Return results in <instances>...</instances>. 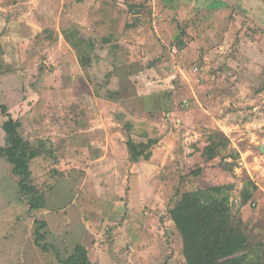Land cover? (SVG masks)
<instances>
[{
    "label": "rangeland",
    "instance_id": "374dc122",
    "mask_svg": "<svg viewBox=\"0 0 264 264\" xmlns=\"http://www.w3.org/2000/svg\"><path fill=\"white\" fill-rule=\"evenodd\" d=\"M117 1L107 30L79 0H0V103L39 152L27 181L44 198L29 210L0 159V264L76 246L93 264H185L168 211L219 185L264 248V0ZM71 39L93 44L85 66ZM129 139H153L150 158L129 161Z\"/></svg>",
    "mask_w": 264,
    "mask_h": 264
},
{
    "label": "trees",
    "instance_id": "16d2710c",
    "mask_svg": "<svg viewBox=\"0 0 264 264\" xmlns=\"http://www.w3.org/2000/svg\"><path fill=\"white\" fill-rule=\"evenodd\" d=\"M130 6L133 12H136V8L138 10L142 7V5ZM135 22H138V19H133L128 25L135 26ZM70 41L76 51L78 50L79 61L85 66L93 44L81 39ZM182 45L178 41L179 49ZM175 54H178V49ZM0 111L7 117L2 125L5 131V145L0 147V158L11 164L12 173L19 175L18 187L21 194L27 197L28 209H42L43 196H38L34 186L27 181L31 175L29 162L37 157L39 152L29 147L28 142L19 135L16 128L17 121L12 118L5 104H0ZM153 143V139L145 142L129 139L126 143L129 161L135 163L140 159L148 160ZM228 188L230 187L227 185H219L185 191L169 209V216L182 239L185 264H264V248L251 244L241 222L232 213ZM253 189L255 190L254 185ZM243 192L242 204H246L252 197V192L247 187H244ZM40 224L35 231L34 242L46 250V245L40 244L44 238L40 229L45 226V222L42 221ZM59 262L93 264L82 246H76L72 255L66 260L59 259Z\"/></svg>",
    "mask_w": 264,
    "mask_h": 264
},
{
    "label": "crops",
    "instance_id": "0c3cea01",
    "mask_svg": "<svg viewBox=\"0 0 264 264\" xmlns=\"http://www.w3.org/2000/svg\"><path fill=\"white\" fill-rule=\"evenodd\" d=\"M93 1H96V0H93ZM116 2L118 1L117 0H98V4L93 5L92 1L81 0L80 3L84 7L85 6L89 7L90 14L92 15V17H94L95 22L97 21L98 26H101L102 28H105L108 30L111 28L112 25L114 24L116 25V23L119 22L120 18L126 16V12L124 11V9L116 7L117 6ZM4 88L8 89V86L6 85ZM0 104H4V103H0ZM4 121L5 120H0V147L5 145V131L3 130V127H2ZM105 157H106L105 155H102V158H105Z\"/></svg>",
    "mask_w": 264,
    "mask_h": 264
},
{
    "label": "built area",
    "instance_id": "2783aa9c",
    "mask_svg": "<svg viewBox=\"0 0 264 264\" xmlns=\"http://www.w3.org/2000/svg\"><path fill=\"white\" fill-rule=\"evenodd\" d=\"M170 49H171V55L177 53V48L175 46L171 47ZM195 69L197 70L198 68L195 67Z\"/></svg>",
    "mask_w": 264,
    "mask_h": 264
}]
</instances>
